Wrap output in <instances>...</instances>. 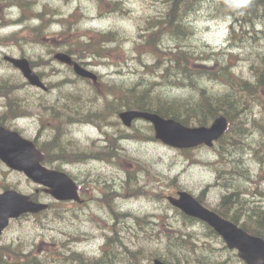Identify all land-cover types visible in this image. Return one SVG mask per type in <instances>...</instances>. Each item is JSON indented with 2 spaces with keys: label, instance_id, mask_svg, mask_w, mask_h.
Returning a JSON list of instances; mask_svg holds the SVG:
<instances>
[{
  "label": "rangeland",
  "instance_id": "1",
  "mask_svg": "<svg viewBox=\"0 0 264 264\" xmlns=\"http://www.w3.org/2000/svg\"><path fill=\"white\" fill-rule=\"evenodd\" d=\"M33 1L36 2L38 11H44L46 6L58 11L50 20L53 26L50 32L44 35L42 41L37 40L36 33L26 26H37L39 20L1 26L0 77L14 74L18 82H26L21 72L4 60L5 55L21 57L24 56L25 51L32 62L36 61L35 70L43 73L44 81L52 86L47 97L55 99L59 94L58 88L54 87L55 82L64 80L67 76L78 78L66 64L54 58L55 53L63 49L57 47V42L52 39L53 33L60 29L56 18H66L75 13L74 19L84 18L81 23L82 28L98 31L125 30L128 35L136 36L135 45L132 41H128L121 51L113 54L111 52L109 58L96 60L100 61L99 64L91 62L87 65L89 69L99 73L104 81L114 80L127 85L141 82L151 85L152 81L158 79L160 84L156 87L164 90L170 98L187 96L186 93L190 91L191 87L179 88L173 82L157 78L156 71L150 66L153 62L152 58L145 54L144 46L136 45L141 41L138 37V26H141L140 16L157 13L158 9L164 7V0H112L120 1L125 9L123 12L118 10L115 13L100 12L98 4L104 2L99 0ZM219 13L217 5L202 0L194 5L185 17L180 15L177 22L187 23L192 33L173 34V37L165 38L164 45L175 48L179 43L185 50L208 53L213 57L206 61L209 64L214 63L216 57L220 58L223 64L230 61L234 63L232 70L243 75L244 78L249 77L254 80L251 67L253 64L259 65L264 57V14L255 17L252 22L245 19L232 22L230 19L217 16ZM0 15H5L9 19L11 17L18 19L21 17V10L16 6L8 8L0 0ZM183 17L184 19L181 20ZM232 23L235 24L236 32L231 28ZM18 31L22 32L13 34ZM11 34L15 35L14 42L4 40ZM138 52L142 54L139 55ZM40 59L54 60L46 66ZM80 82L87 84L83 80ZM206 85L220 92L225 90L224 84L215 81H208ZM20 93L39 97L44 91L27 85ZM4 102L16 105L13 96L6 95L0 98V115L5 110ZM100 107L101 109L83 108L85 110L75 108L72 110V115L69 109L60 110L62 122L74 127H68L67 130V135L72 136L71 139L64 135L65 124L55 127L48 115L43 117L42 114L41 116L33 114L21 118L22 115L18 116L10 111L2 115L5 122L9 120V127L22 131L25 137L40 143L50 156L55 155L54 157L60 158V153L63 152L66 156L73 155L61 160L51 159L53 165L48 164V166L65 170L77 182L79 181L84 202L81 205L73 201L57 202L41 190L39 198L46 202L53 201L52 208L48 212L26 214L13 220L0 238V246L10 245L21 248L25 252H34L41 258L45 253L49 254L55 249H60L57 253H61L62 250H74L88 256H99L106 241L103 234L114 223L107 209L113 212V208L121 213L130 214L121 218L116 225L120 237L127 244L126 247L138 252L143 259L142 262L150 263L155 247L161 244L164 230L170 228L181 233H195L198 239H201L204 231V226L201 224L196 223L188 227L182 214L171 207L166 200L157 198L156 193L160 196L161 191L167 195L178 189H187L197 197L201 196L206 205L216 207L224 194L236 193L237 189L249 187L253 193L246 196L255 200L258 205L264 206V163L258 160L252 149L260 141L259 134L255 131L258 129V124L251 121L252 115L260 116V106L248 110L249 121L235 122L233 134L236 137L235 141L240 139V142L229 149L230 153L223 156H220L219 151L215 149L220 147L218 144L214 148L197 147L192 153L183 154L180 149L166 145L162 141H150L151 138L146 136L150 134L151 125L148 122L140 119L131 128H127L117 117L114 118L116 114L110 109L111 105L107 108ZM8 109L10 110V105ZM91 112L96 115H88ZM71 116L75 122L89 124L71 123L69 121ZM48 127L51 128L46 130ZM102 146L106 147L102 148ZM218 160H221V164L219 162L218 168H215L213 164ZM135 165L136 169L139 165H143L137 173L138 177L140 176L141 186L129 182L131 175L135 178L133 174ZM228 168L235 169V172L229 174L230 179H233H228L229 185L226 188L222 186L223 183H227L223 170ZM239 169H244L242 172L246 173V177L240 174ZM7 186L26 194L34 193L40 187L24 173L9 169L0 161V191ZM137 187L143 188L144 192L149 194L130 199L118 194L115 204L111 207L113 194L110 191L121 192L125 189L128 196ZM256 190L263 195L256 193ZM105 200L109 202L107 209L101 202ZM251 204H254L253 201ZM240 205V199L233 202L230 205L231 212ZM223 245L225 244H214V247L219 252V246ZM57 253L56 257L59 256ZM66 253L68 254L67 251ZM219 253H221L220 259L226 261L225 264H244L234 250H221Z\"/></svg>",
  "mask_w": 264,
  "mask_h": 264
},
{
  "label": "trees",
  "instance_id": "2",
  "mask_svg": "<svg viewBox=\"0 0 264 264\" xmlns=\"http://www.w3.org/2000/svg\"><path fill=\"white\" fill-rule=\"evenodd\" d=\"M2 3L11 8L14 5L18 6L21 10V17L18 19L7 18L5 15H0V27L8 23L24 24L29 23L31 20H39L37 26L31 29L37 35V40L42 41L44 35L49 33L53 23L50 22L53 14L58 12L48 6L44 11H38L36 2L33 0H1ZM104 2L98 4L100 12L115 13L118 10L123 12L125 9L121 6L120 1L112 0H99ZM211 1L217 5V16L222 17L223 13L231 10H238L237 7L244 13L241 19L252 22V15L259 16L264 14V0H206ZM202 0H164V7L158 9L157 13H150L149 15L140 16L141 26H138V37L141 39L137 42V46L145 47V54L152 58L153 62L150 65L153 71H156L157 78L163 81H170L175 83L179 88L191 87L187 96H172L162 89H158V79L145 84L141 82L131 83H117L114 80L104 81L100 80L98 85H94L90 80L89 84H81V78H71L67 76L64 80L55 82L54 87L58 88V96L48 98L47 93L42 96L35 95H21L23 88L28 85L27 82H18L14 74H7L0 77V96H13L17 108L11 102L10 112L16 113L18 116L29 114V109H35L40 114L48 115L55 127H60L65 122H62V113L60 110L69 109L71 111L75 108L85 109H101L100 106L108 107L113 113L118 114L121 110L127 108H135L159 113L164 117L175 118L185 125H210L217 115L225 114L229 118V128L222 139L218 141L220 147H215L219 151V155L230 153V148H234L240 142L234 136V124L237 120L249 121L248 110L255 106L261 107L260 116L252 115V122L258 124V129L255 130L259 134L260 141L256 146L252 147L258 160L264 163V57L259 65H252L254 80L247 77L244 78L232 70L234 68L232 62L228 61L223 64L220 58L216 57L214 63L209 64L206 61L211 60L213 57L208 53H195L191 50L182 48V44L177 43L175 48H170L164 45L165 38L173 37V34L192 33L191 28L187 23L180 21L179 16L187 14L194 5L199 4ZM108 6V8H106ZM167 9V10H166ZM54 11V12H53ZM51 14V16H48ZM76 14L73 13L66 18L58 17L56 22L60 25V29L53 33L52 39L57 42V47L62 48L64 51L74 55L78 60L84 64H91L94 62L99 64L100 61L109 58L113 52H119L128 41H132L135 45V37L128 35L125 30H108L98 31L91 28H82L81 23L83 17L74 19ZM124 13H122V16ZM181 18L182 19H184ZM238 20V21H239ZM233 32H236L235 24H231ZM22 31L15 32L18 34ZM6 36L4 40L14 42L15 35ZM13 35V36H12ZM169 37V38H170ZM36 40V41H37ZM141 55V52H138ZM26 56V52H23ZM91 59L92 61H89ZM46 66H49L54 59H40ZM36 61H33V66ZM43 77V73H40ZM149 81V80H148ZM208 81H215L216 83L224 84L225 90H214L206 85ZM73 85V86H72ZM68 86V87H67ZM157 86V87H156ZM50 90L52 86H49ZM195 93V94H194ZM41 100V101H38ZM57 100V101H52ZM257 103L255 104V102ZM63 102V103H60ZM105 102L106 104H103ZM20 103V105H19ZM103 105H102V104ZM255 104V106H253ZM85 108V109H83ZM46 110V111H45ZM51 110H53L51 112ZM70 111H68L70 113ZM87 115L85 113H80ZM88 115H96L92 112ZM72 121V116L69 118ZM152 130V127H150ZM137 129V128H136ZM138 130V129H137ZM140 131V130H139ZM136 133V132H135ZM136 135H138L136 133ZM153 135V134H152ZM147 136V135H146ZM153 136L150 138L153 139ZM146 139V138H145ZM42 147V146H41ZM44 149V147H43ZM230 149V150H229ZM183 154L192 153L191 149L182 150ZM47 153V159L61 160L69 158L66 153H60V158L50 156ZM221 160L216 161L213 165L218 168ZM143 165L133 168L135 178L131 175L129 182L131 184H140V176L137 173L142 169ZM241 172L244 169H239ZM225 175V182L222 186L228 188L230 179L229 174H233L235 169L228 168L223 170ZM250 178V177H249ZM247 178L248 180H250ZM222 175L220 173V180ZM231 178L230 180H232ZM264 192V191H263ZM249 187L244 189H237L236 193H226L222 196L218 206L214 209L221 215L230 220L240 224L244 229L252 234L264 237V206L252 198L247 197L251 194ZM256 193L263 195L259 190ZM145 193L143 188L137 187L135 191L130 192L127 197H141ZM37 200L39 195L33 194ZM155 196L165 200L166 195L161 191L160 196L156 193ZM201 201V196L199 197ZM241 205L231 212L230 205L239 200ZM249 199V200H248ZM113 201V197L111 198ZM110 200V201H111ZM253 201L254 204H251ZM105 204H109L107 200ZM53 205H51L50 209ZM114 215L112 219L114 223L109 226L105 235V243L102 247L99 256H88L85 253L75 252L74 250L55 249L44 254V257H38L34 252H25L21 248L8 246H0V264H142L143 259L138 252L131 251L126 247L123 238L120 237L119 230L116 229L121 218H124L127 213L121 214L112 208ZM183 216L184 222L188 225L199 224L197 219L186 216L180 210H177ZM48 212V211H47ZM204 226L201 239H198L195 233H181L180 231H173L170 228L164 230L161 236V244L155 247L150 259L160 258L170 264H225V260L220 259L219 253L221 250H227L225 245L219 246V252L214 247V244H224L221 237L207 224L200 223ZM168 232V233H167ZM202 240V241H200ZM112 242H119L124 246L126 253V260L122 259V263H117L112 257L113 248ZM68 252V254L66 253ZM56 253L59 256L56 257ZM116 263H115V262Z\"/></svg>",
  "mask_w": 264,
  "mask_h": 264
},
{
  "label": "water",
  "instance_id": "3",
  "mask_svg": "<svg viewBox=\"0 0 264 264\" xmlns=\"http://www.w3.org/2000/svg\"><path fill=\"white\" fill-rule=\"evenodd\" d=\"M5 58L21 69L32 85L47 90L48 87L32 68L28 58L8 55ZM56 58L66 63L72 62V57L65 52L58 53ZM74 66L80 76L98 79L97 74L78 62ZM120 117L127 126H131L137 118L152 122L158 139L179 148L196 147L201 144L212 146L228 128V119L223 114L217 116L210 126L200 127H187L175 119L164 118L157 113L138 109L122 111ZM0 158L10 168L24 172L34 182L44 186L45 191L55 199L80 201L78 185L72 177L66 172L44 166L42 164L44 155L32 140L2 125H0ZM168 200L185 214L207 222L223 237L229 248L238 250L240 258L247 264H264L263 237L249 234L238 224L205 207L189 191L180 190L177 195H169ZM48 208L49 203L34 201L30 195L16 189L0 192V236L10 224L11 219L19 218L26 213H39ZM150 264L168 263L157 258Z\"/></svg>",
  "mask_w": 264,
  "mask_h": 264
},
{
  "label": "bare ground",
  "instance_id": "4",
  "mask_svg": "<svg viewBox=\"0 0 264 264\" xmlns=\"http://www.w3.org/2000/svg\"><path fill=\"white\" fill-rule=\"evenodd\" d=\"M14 6H16V5H14ZM13 6V7H14ZM16 7H18V6H16ZM237 9L238 10H231V11H229V12H227V13H223V18H227V19H230L232 22H236V21H238L240 18H242L243 17V15H244V13L242 12V11H240V10H243L242 8H240V7H237ZM188 14H189V12H187ZM256 17V15H252V21H253V19ZM183 35H185L184 33H183ZM19 105H20V103H19ZM14 108H17V105H14ZM71 123H75V121H71ZM68 127H71V128H74L73 126H71L69 123H66L65 124V126H64V129H65V133H64V135H65V137L66 138H69V139H71L72 138V136H68L67 135V130H68ZM106 138H104V140H105ZM107 141V140H106ZM106 146H108V145H106ZM106 146H102V148H104V147H106ZM91 147H93L92 146V144H91ZM240 174L241 175H243V176H245L246 177V173H244V172H240ZM168 215V214H167ZM166 215V216H167ZM112 243H114L113 245H112V248H113V253H112V257L114 258V260L115 261H117V263H122V259H125L126 258V253H125V251H124V246L121 244V243H119V242H112ZM126 260V259H125ZM114 261V262H115ZM116 263V262H115Z\"/></svg>",
  "mask_w": 264,
  "mask_h": 264
}]
</instances>
